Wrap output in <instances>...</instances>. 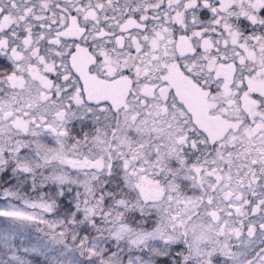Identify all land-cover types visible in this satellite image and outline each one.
<instances>
[{
  "label": "snow or ice",
  "instance_id": "6c2138e0",
  "mask_svg": "<svg viewBox=\"0 0 264 264\" xmlns=\"http://www.w3.org/2000/svg\"><path fill=\"white\" fill-rule=\"evenodd\" d=\"M0 264H264V0H0Z\"/></svg>",
  "mask_w": 264,
  "mask_h": 264
}]
</instances>
